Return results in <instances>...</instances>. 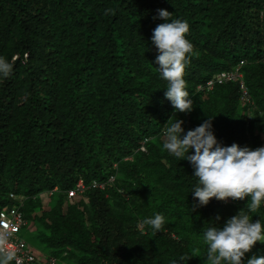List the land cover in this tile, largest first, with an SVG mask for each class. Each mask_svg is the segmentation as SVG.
I'll return each instance as SVG.
<instances>
[{
    "label": "trees",
    "instance_id": "1",
    "mask_svg": "<svg viewBox=\"0 0 264 264\" xmlns=\"http://www.w3.org/2000/svg\"><path fill=\"white\" fill-rule=\"evenodd\" d=\"M159 9L190 28L184 80L195 99L179 116L151 40ZM0 57L13 65L0 76V210L11 194L27 197L24 236L34 224L68 264H210L204 232L247 213L250 198L193 211L194 168L162 150V131L173 116L182 136L211 117L220 144L264 146V0H0ZM241 60L249 101L235 83L202 98L198 84ZM80 180L84 194L68 198ZM157 213L161 231L141 228ZM249 216L264 222V204ZM252 255L264 244L244 264Z\"/></svg>",
    "mask_w": 264,
    "mask_h": 264
},
{
    "label": "clouds",
    "instance_id": "2",
    "mask_svg": "<svg viewBox=\"0 0 264 264\" xmlns=\"http://www.w3.org/2000/svg\"><path fill=\"white\" fill-rule=\"evenodd\" d=\"M158 18L165 22L154 28L151 37L159 53L156 64L159 65L160 76L167 82L166 87L162 88L166 89L165 97L171 101L175 109L174 115L179 116L191 112L194 107L195 98L189 96L184 80L185 66L193 51V46L187 39L190 28L186 21L173 20L172 12L167 9H159ZM244 63L241 60L232 69L217 72L206 82L198 84L197 91L202 92V98H207L216 85L235 83L241 91V102L249 101L251 97L245 81ZM12 69L13 65L4 57H0V76L9 77ZM228 72L235 73L236 77L220 82L221 74ZM242 85L247 89L246 94ZM251 109L249 108V111ZM172 118L162 131L165 137L162 150L180 160L187 159L193 166V175L198 180L192 191L196 200L192 205L193 211L196 207L206 206L213 198L224 202L229 199L237 201L250 198L245 207L248 209L247 213L242 209L229 217L221 228L210 227L203 234V242L207 246L206 259L210 264H244L246 254L250 253L257 243L264 244V222L261 220L253 222L249 216V213H257L264 204V146L252 149L247 146L241 147L237 143L230 146L220 144L212 131L211 117L182 136L185 131L184 121L179 118L173 121ZM146 138L150 140L149 137ZM57 189L58 187H55L50 191H53V194ZM69 192L68 198L83 193L69 195ZM216 219L219 220V217ZM164 223L165 218L157 213L154 217L145 219L141 228L147 225L153 232H159ZM42 250L41 254L48 255ZM64 253L66 252L62 255L66 256ZM58 257L61 260L59 264H68L64 258ZM11 259L12 254L0 247V264H8ZM247 264H264V255H252L247 259Z\"/></svg>",
    "mask_w": 264,
    "mask_h": 264
},
{
    "label": "built area",
    "instance_id": "3",
    "mask_svg": "<svg viewBox=\"0 0 264 264\" xmlns=\"http://www.w3.org/2000/svg\"><path fill=\"white\" fill-rule=\"evenodd\" d=\"M236 77L235 73H222L219 81L224 79H233ZM244 94L247 93V89L242 85ZM146 141L140 146L141 150L146 151ZM115 176L110 177V181H114ZM108 180V182H109ZM94 187H100L105 189L106 184L98 181H93ZM85 184L83 180H80L77 188L70 190L69 195H76L85 190ZM50 191L49 194H52ZM11 198L15 200V203L11 207H5L0 210V247L6 252L12 254L11 261L14 264H59L60 258L52 254H40L38 255L28 241L23 236L22 232L24 227L28 224V218L24 211V206L27 197L24 194H11ZM66 253H64L65 255Z\"/></svg>",
    "mask_w": 264,
    "mask_h": 264
},
{
    "label": "rangeland",
    "instance_id": "4",
    "mask_svg": "<svg viewBox=\"0 0 264 264\" xmlns=\"http://www.w3.org/2000/svg\"><path fill=\"white\" fill-rule=\"evenodd\" d=\"M187 114V113H186ZM44 199H46V205L49 207L50 206V203H49V200H47L46 197H44ZM46 207V206H44ZM37 211H40L39 209ZM30 229H28V233L26 232L25 233V238L32 244L34 245L33 246V249L36 251V253L38 255L41 254V250L43 249V245L40 244L39 242V230L37 229V227L31 223L30 225ZM23 234V232H22ZM27 234V235H26Z\"/></svg>",
    "mask_w": 264,
    "mask_h": 264
},
{
    "label": "crops",
    "instance_id": "5",
    "mask_svg": "<svg viewBox=\"0 0 264 264\" xmlns=\"http://www.w3.org/2000/svg\"><path fill=\"white\" fill-rule=\"evenodd\" d=\"M42 251H44V249Z\"/></svg>",
    "mask_w": 264,
    "mask_h": 264
}]
</instances>
